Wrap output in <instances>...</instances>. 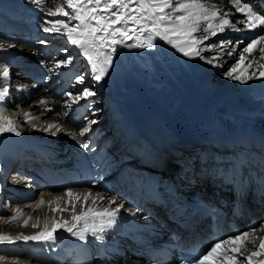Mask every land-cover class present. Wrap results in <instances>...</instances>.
I'll list each match as a JSON object with an SVG mask.
<instances>
[{
  "label": "bare ground",
  "instance_id": "bare-ground-1",
  "mask_svg": "<svg viewBox=\"0 0 264 264\" xmlns=\"http://www.w3.org/2000/svg\"><path fill=\"white\" fill-rule=\"evenodd\" d=\"M210 2L216 3L225 11H230L232 13L230 19L233 21L238 18H243L241 13L235 12V9L231 7L227 0H210ZM55 6V0H47L45 10L55 8ZM10 18H13L14 21H12V26L9 28ZM24 19H29L33 22L35 27L28 29L34 31L21 36L20 33H23L21 30L17 31L18 34L11 33L23 28L22 25L25 23ZM44 19L53 18L45 16L30 0H0V40L16 44L14 48L0 51V61H7L10 64L17 57L24 60L20 56L23 54L25 56H33L34 58L40 57L38 61L50 63L49 57L52 54L55 55L59 52L60 55H64L65 53L59 51L64 46L61 43L64 38L45 34L41 27ZM238 27L241 29L240 31L226 29L224 33H220L217 37H213L206 42L218 43L221 39L231 40L233 42L229 47H234L236 52L232 58H229L227 55L223 57L222 67H212L198 59L189 60L179 53H176L174 49H171L161 41H157L159 47L154 49H119L121 54L115 61L113 71L100 85H96L97 95L89 98L87 102L81 101L85 102V104L91 103V106H98L96 116L97 118L98 116L101 117V120H103L106 114L111 115L117 111L120 120L119 134L117 136L114 134L106 136V132H104L105 134L102 133L100 139L105 137L102 147L110 144V149L118 150V153L124 156L122 161L127 162L130 158L136 157L137 154L143 153L140 142L149 143L152 140L153 134L156 132L162 133L164 138H176L180 136L189 140L200 137V134H196V131L202 129L204 133L207 132L204 123V113L213 105L230 103L243 105L244 101L250 99L258 107L260 105L264 106L263 98L255 99L253 92H251L252 90L263 88L264 79H256L246 84H241L223 75L224 71L226 72L228 67L236 62L243 47L246 46L245 43H249L251 37L260 31V29L243 30V25H238ZM40 38H47L52 40L53 43L49 46L42 45L37 42ZM243 39L244 41H242ZM66 46L71 50V45ZM205 54L207 55V53ZM259 55L258 51L254 53V58L257 61H259ZM26 62L32 63L28 60ZM85 64L86 62H83V58L81 57L79 60L74 61L72 68L64 70H67L66 72L69 73H84L85 75H89L86 71ZM37 65L36 63L35 68H30L27 74L30 76L38 75L39 79L37 82L39 86L30 92L31 96L28 100H22L20 102L18 112L22 110L29 111L32 116L40 117V123L29 125L24 122V117L20 121L13 119L18 123L21 135L15 136L14 138H12V133L0 135V151L5 149L8 155L13 152L27 156L33 155V150L27 144L33 145L39 141L53 145L54 148H58L57 151L61 152L64 149V144H67L71 148L79 149V145L72 139V135L68 130V126L71 125L70 123L74 122L72 116L60 117L56 115L57 112L64 109V103L67 101V97L62 96L61 93L67 90L74 92L79 85H75L74 82L70 84V76L65 75L66 80L63 81L60 88H56L53 82L43 79L44 71L37 68ZM251 71H256V68L249 69V72ZM14 73L11 69V76L14 80L10 83L12 86L22 83L23 77L26 74L22 72L21 74L14 75ZM216 73L218 74L216 78H224V82L219 86L217 85L218 88L210 87V83L206 84V82L209 81L208 79H212ZM89 82L95 84L94 81ZM15 92L19 95L25 94V92L17 91V89ZM41 98L49 99L48 107L53 110L52 112H45L43 109L36 107L37 101ZM5 113L4 115L9 117ZM48 123H58L64 130L56 135L36 130L46 127ZM104 125L101 126L103 127ZM156 126L159 127L155 128ZM27 139L34 140V143L27 142ZM204 140L207 141L208 137ZM21 145L22 147L17 149ZM208 146L209 144L203 145L202 147L204 152L203 161L208 157ZM105 151H109V147ZM87 156L88 154L85 152L83 160L90 162ZM114 157V154H111L109 159L112 160ZM217 157L214 167L218 168L220 166L219 169H221L227 163L228 156L227 154H222L221 156L218 154ZM168 159L170 160V158ZM23 162L25 163V161ZM128 163L131 165L124 168L117 180L118 184H120L117 193L127 196L126 199L132 204V202L137 200L134 197V193L139 181L143 178V171L139 168L144 167L141 166L142 163L140 161ZM169 165L171 166L168 169L170 175H173L174 172L179 170V168L174 170V165L171 162ZM150 169L152 170V168ZM204 172L202 169L198 171L202 180ZM207 173H213V177L216 180L219 178L213 169L208 170ZM80 179L83 181V178ZM214 179L205 180L207 186L208 184L214 186L216 181ZM5 185L10 186L8 182ZM72 192L83 196L91 191L88 188H83L81 190H73ZM92 200L96 199L91 196V199L85 204V210L87 207H96V204L92 205ZM67 201L68 198L66 196H57L53 199L45 200L43 205L36 210L28 212L25 210L26 213L34 218L36 217L37 220L33 222L28 221V226L24 227V219L18 220L13 224L8 223V219H11L16 214L18 206L16 204L9 206L10 202L6 200L1 206L0 211V234L15 238L21 234L29 235L33 233L35 231L33 225L39 222L42 224H50L53 222L59 223L64 220L71 221L73 214L79 215L81 204L85 202H77L75 212H73L71 205ZM97 206L102 207L101 211L104 210V207H112V205L107 203V200H100ZM55 207L67 208L68 211L53 212L52 208ZM139 217L134 216L131 218L135 228L140 226L139 221L141 218ZM260 236H264V232L259 230L257 232V238L259 239ZM23 242V240H15V243L11 244L10 247L1 245L0 254L3 251L15 252V255L20 259L17 257H8L6 260H0V264H42L43 257L35 256L28 249L25 250L26 245ZM259 250L258 243L257 251L259 252ZM132 259H126V264H142V258L132 257ZM46 264H51V262L49 261ZM245 264H247V261H245Z\"/></svg>",
  "mask_w": 264,
  "mask_h": 264
},
{
  "label": "snow or ice",
  "instance_id": "snow-or-ice-1",
  "mask_svg": "<svg viewBox=\"0 0 264 264\" xmlns=\"http://www.w3.org/2000/svg\"><path fill=\"white\" fill-rule=\"evenodd\" d=\"M30 2L45 16L53 18L43 20L42 31L49 36L64 38L61 41L64 46L59 51L65 54L60 55L58 52L49 57L47 73L69 75V83L79 85L74 92L67 90L61 93L67 97V101L64 103V109L56 113L60 117H68V109H72L73 105H78L81 101L87 102L89 98L97 95L96 85H100L113 71L115 61L121 54L119 49H154L159 47L157 41H161L189 60L198 59L212 67H222L223 57L227 55L232 58L236 52L234 47H229L233 42L224 39L218 43L206 42L224 33L226 29L240 31L238 25H243V30L260 31L251 37L236 62L230 65L223 75L241 84L264 79V0H227L235 12L242 14L243 18L235 21L230 19L232 16L230 11H225L210 0H55V8L47 10H45L47 0ZM37 42L45 46L53 43L47 38H40ZM66 45H71V50ZM14 47L16 44L0 40V51ZM257 51L260 54L259 61L254 58ZM81 57L83 62H86L85 68L89 75L62 71L70 69L74 61ZM253 67L256 71L249 72ZM11 68L12 65L7 61H0V135L12 133L20 136L18 123L4 115L8 110L6 100L10 96ZM89 81H94L95 84ZM16 89L26 92L27 85L19 83ZM49 102V99L41 98L37 101L36 107L50 113L53 110L48 107ZM85 107L90 108L91 103H87ZM23 115L24 122L29 125L40 123V117L32 116L29 111H25ZM92 115L95 116L96 111H93ZM84 120L86 123H81L72 133L73 139L77 135L84 137L92 130V126L98 123L96 119L88 116H85ZM36 130L56 135L64 129L58 123H48L46 127ZM79 145L83 149H89L86 140L79 141ZM64 196L68 198L67 202L73 212L77 202H85L81 204L79 215L73 214L71 221L54 222L51 230L46 228L35 235L21 234L13 238L0 234V243L23 240L55 245L58 229H63L80 241H85L86 234L89 233L102 239L106 228H110L116 222L124 207L118 205L105 208L103 211L87 207L85 210L86 202L91 199V192L80 196L69 190ZM100 199L103 200L104 197ZM43 203L41 199L37 209ZM108 203L115 205L116 201L111 199ZM95 204L97 200H92V205ZM52 211L64 212L68 209L55 207ZM128 211L132 213V209ZM22 215V210L17 209L16 214L8 219V223L17 222ZM27 226L28 221H25L24 227ZM37 226L33 225L34 228ZM257 227L264 232V225ZM218 249L223 251L218 253ZM257 255L264 256V236L258 239L257 229L253 228L235 233L227 239L210 241L203 250L193 249V255L187 258V264H208L210 258L213 264H245V261L247 264H264V261L254 260ZM3 259L4 257L0 256V260Z\"/></svg>",
  "mask_w": 264,
  "mask_h": 264
},
{
  "label": "rangeland",
  "instance_id": "rangeland-1",
  "mask_svg": "<svg viewBox=\"0 0 264 264\" xmlns=\"http://www.w3.org/2000/svg\"><path fill=\"white\" fill-rule=\"evenodd\" d=\"M10 20V23H12V21H14L13 20V18H10L9 19ZM248 42H246L245 43V45L247 44ZM244 46V45H243ZM225 72V71H224ZM223 73V72H222ZM218 74L216 73V74H214L213 75V78L212 79H208L209 81H207L206 82V84H209V86L210 87H214V88H218V86L219 85H221L223 82H224V78L222 79L221 77H218V78H216V76H217ZM216 81H218V82H216ZM218 85V86H217Z\"/></svg>",
  "mask_w": 264,
  "mask_h": 264
}]
</instances>
